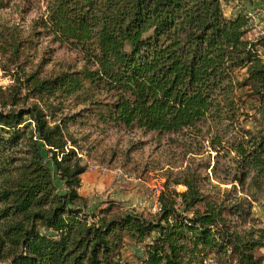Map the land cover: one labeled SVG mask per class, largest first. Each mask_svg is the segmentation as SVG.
I'll return each instance as SVG.
<instances>
[{"label":"trees","instance_id":"1","mask_svg":"<svg viewBox=\"0 0 264 264\" xmlns=\"http://www.w3.org/2000/svg\"><path fill=\"white\" fill-rule=\"evenodd\" d=\"M14 1L0 0V11ZM245 1L45 0L32 33L75 50L82 66L25 75L23 106L0 110V264H128L126 244L143 247L140 264H264V230L243 228L264 195V60L255 50L264 44L244 39ZM87 118L191 137L188 148L215 154L216 183L206 190L189 164L165 184L153 216L111 202L92 209L68 130Z\"/></svg>","mask_w":264,"mask_h":264},{"label":"rangeland","instance_id":"2","mask_svg":"<svg viewBox=\"0 0 264 264\" xmlns=\"http://www.w3.org/2000/svg\"><path fill=\"white\" fill-rule=\"evenodd\" d=\"M244 4L247 6L241 4L240 8H244L241 10L250 18L244 39L264 44V40L261 41L264 0H247ZM44 9L45 0H15L0 11V110L23 106L24 91L19 93L22 86L18 79L21 81L25 75L36 70L44 78L70 68L79 70L82 66V57L75 50L54 43L51 37L32 33L36 32L34 22L44 14ZM234 9L232 4H222L226 18L232 17ZM19 42L23 44V51L15 55L12 45ZM255 50L264 60V45H257ZM13 97L18 98L15 107L11 106ZM68 130L78 140V154L86 165L79 194L92 209L105 208L111 202L122 212L142 214L146 218L153 216L158 212V195L166 189L165 184L172 185L189 164L196 165L202 179H208V182L202 180L206 190L209 180L216 183L210 173L215 154L196 143L188 148L191 137L113 126L106 128L94 118L69 122ZM41 151L47 159L45 150ZM48 163L52 167L51 162ZM223 163L219 159L218 167ZM221 170L220 167L219 178L223 177ZM176 190L182 192L184 188L177 186ZM250 219L244 229L252 226V229L264 230V195L252 202ZM122 254L128 264H140L137 254L143 255V247L126 244ZM256 256L264 259V248L256 250ZM209 260L207 264H214L213 259Z\"/></svg>","mask_w":264,"mask_h":264},{"label":"built area","instance_id":"3","mask_svg":"<svg viewBox=\"0 0 264 264\" xmlns=\"http://www.w3.org/2000/svg\"><path fill=\"white\" fill-rule=\"evenodd\" d=\"M210 263H212V260H209Z\"/></svg>","mask_w":264,"mask_h":264}]
</instances>
